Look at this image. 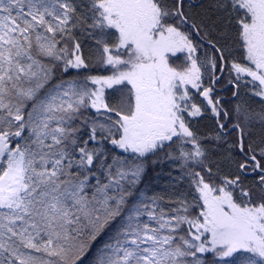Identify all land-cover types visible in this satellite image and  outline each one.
<instances>
[{"label": "snow or ice", "instance_id": "obj_1", "mask_svg": "<svg viewBox=\"0 0 264 264\" xmlns=\"http://www.w3.org/2000/svg\"><path fill=\"white\" fill-rule=\"evenodd\" d=\"M0 264H264V0H0Z\"/></svg>", "mask_w": 264, "mask_h": 264}]
</instances>
